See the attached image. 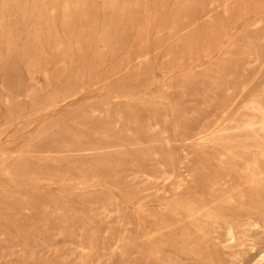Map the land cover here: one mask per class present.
<instances>
[{
    "label": "rangeland",
    "instance_id": "rangeland-1",
    "mask_svg": "<svg viewBox=\"0 0 264 264\" xmlns=\"http://www.w3.org/2000/svg\"><path fill=\"white\" fill-rule=\"evenodd\" d=\"M0 264H264V0H0Z\"/></svg>",
    "mask_w": 264,
    "mask_h": 264
},
{
    "label": "bare ground",
    "instance_id": "bare-ground-1",
    "mask_svg": "<svg viewBox=\"0 0 264 264\" xmlns=\"http://www.w3.org/2000/svg\"><path fill=\"white\" fill-rule=\"evenodd\" d=\"M252 175H253V174H252ZM158 206H159V205H158ZM228 235H229V238H230V239H233V234H232V232H229Z\"/></svg>",
    "mask_w": 264,
    "mask_h": 264
}]
</instances>
